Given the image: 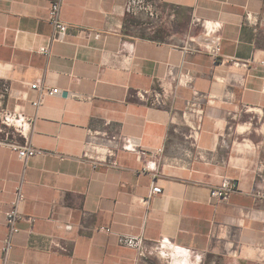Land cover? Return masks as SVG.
I'll return each mask as SVG.
<instances>
[{
	"label": "crops",
	"instance_id": "crops-1",
	"mask_svg": "<svg viewBox=\"0 0 264 264\" xmlns=\"http://www.w3.org/2000/svg\"><path fill=\"white\" fill-rule=\"evenodd\" d=\"M51 1L0 0L3 104L35 115L18 140L39 150L24 162L0 145V264H175L150 251L162 239L187 264H264V25L244 21L250 11L264 22V0H158L159 23L126 15V0H61L68 30L50 43ZM212 25L220 56L188 51ZM34 82L60 93L35 109ZM157 85L173 93L165 105L138 98ZM191 102L203 110L195 141ZM87 128L136 138L143 153L119 149L117 167L93 168L81 159ZM224 177L235 190L213 204ZM20 180L23 216L4 260Z\"/></svg>",
	"mask_w": 264,
	"mask_h": 264
},
{
	"label": "built area",
	"instance_id": "built-area-1",
	"mask_svg": "<svg viewBox=\"0 0 264 264\" xmlns=\"http://www.w3.org/2000/svg\"><path fill=\"white\" fill-rule=\"evenodd\" d=\"M157 2L158 0H126L125 11L126 14L132 16L143 15L152 23H159L160 13L157 9ZM60 6L61 0H52L48 8V22L54 30V34L50 38V43L54 41H62L68 30V25L63 22L59 16ZM244 21L246 24L254 27L264 25L263 19H260L256 13L250 11L245 12ZM218 27V25H212L209 29L205 27L201 42L196 43L195 47L188 46L186 49L194 52L204 49L210 53L214 60H216L220 56L221 49L220 38L215 34ZM50 43L40 47L38 52L43 55H48L50 53ZM30 88L37 93L35 99L31 101V105L35 109L42 105L46 97L60 93L58 88L49 87L48 85L38 82L31 83ZM136 93L141 101L150 106H163L166 104L170 96L173 95L172 92L162 85H157L151 87L150 89L138 90ZM4 97L5 93L0 91V145L9 147L11 150L15 151L18 158L25 162L28 157L39 153V150L30 146L28 142H19L18 137H27L34 126L35 115L27 116L14 109H8L3 104ZM189 104L188 110H194L197 117V124L192 129V137L195 141L201 129L203 110L197 106H195V109H192L195 104L192 102ZM119 149L133 151L139 154L143 153L140 148V142L136 138L129 136L107 135L106 133H101L95 129L87 128L81 159L89 161L93 168L101 163L106 164L109 167H117L118 162L116 159V153ZM22 185L23 181L20 180L15 187L11 205L9 209L5 211L4 215L7 227V233L2 241L1 247L4 260L6 259L8 252L13 247V238L19 231L17 223L23 216L22 205L25 197ZM234 190V183L227 177H224L220 185L210 189L212 203L216 204L225 200L229 193ZM161 192L162 188L159 185H155L151 188L152 195ZM104 230L109 231L107 228ZM119 242L123 245L136 248L140 254H145L147 252V249H144L143 247V240L140 237H120ZM168 245L175 248L167 239H162L159 243L153 246L151 252L157 253L164 258L171 259V257L168 256Z\"/></svg>",
	"mask_w": 264,
	"mask_h": 264
},
{
	"label": "rangeland",
	"instance_id": "rangeland-1",
	"mask_svg": "<svg viewBox=\"0 0 264 264\" xmlns=\"http://www.w3.org/2000/svg\"><path fill=\"white\" fill-rule=\"evenodd\" d=\"M167 249V251L169 252L168 256L171 257L175 264H187L186 260H184V257H186L185 252L172 248L170 245L167 246Z\"/></svg>",
	"mask_w": 264,
	"mask_h": 264
},
{
	"label": "trees",
	"instance_id": "trees-1",
	"mask_svg": "<svg viewBox=\"0 0 264 264\" xmlns=\"http://www.w3.org/2000/svg\"><path fill=\"white\" fill-rule=\"evenodd\" d=\"M127 15V14H126ZM129 16V15H128Z\"/></svg>",
	"mask_w": 264,
	"mask_h": 264
}]
</instances>
